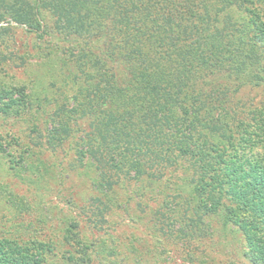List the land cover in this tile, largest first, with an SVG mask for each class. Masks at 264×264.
Wrapping results in <instances>:
<instances>
[{"label":"trees","instance_id":"1","mask_svg":"<svg viewBox=\"0 0 264 264\" xmlns=\"http://www.w3.org/2000/svg\"><path fill=\"white\" fill-rule=\"evenodd\" d=\"M3 1L18 24L1 33L74 35L86 47L66 48L55 59L49 52L52 85L36 99L49 105L42 113L25 103L29 108L19 110L16 99L9 109L0 94L1 114L36 116L22 137L3 135L0 157L13 176L26 170L38 181L39 164L67 143L64 156L82 168L96 195L77 207L78 217L100 236L82 237L76 217L45 239L0 221V264H142L154 250H138L137 238L118 239L106 226L107 210L117 205L118 186L161 183L177 171L183 176L174 193H163L168 181L160 189L153 230L193 250L212 236L215 218L243 238L240 258L225 264H264V103L244 95L246 88L264 90V0ZM20 199L0 202L16 212L26 209Z\"/></svg>","mask_w":264,"mask_h":264},{"label":"rangeland","instance_id":"2","mask_svg":"<svg viewBox=\"0 0 264 264\" xmlns=\"http://www.w3.org/2000/svg\"><path fill=\"white\" fill-rule=\"evenodd\" d=\"M5 6L4 1L0 0V28L16 26L18 23L8 17ZM45 19L51 23L50 16L45 15ZM24 26L22 24V28ZM85 43L74 35L62 38V35L58 34L53 38L40 39L21 28L13 29L9 34L0 32V94L5 98L6 107L11 109L9 102L11 99H16L20 101L19 110L28 109L26 105H30L33 111L37 109L42 113L45 109L42 106L49 105L42 102L40 106V102L36 99L41 100L46 92V86L52 85L49 83L51 81L49 64L45 63L50 58L49 52L55 51V59L60 51L78 47V45L86 47ZM51 47L53 49L49 50ZM54 85L56 84H53V88ZM24 95H28L25 102H23ZM244 95L246 99H252L255 106H260L261 101L264 103L262 88H246ZM1 112L0 110V149L4 151L6 145L3 135L8 137V133H12L22 137L21 134L26 131L24 124L34 123L36 116H32L31 121L27 118L14 121L13 119L16 118L8 117ZM42 120H46L45 115ZM42 120L38 116L36 123L39 129L43 125ZM67 147L66 143L64 147L56 150L54 155L39 164L43 166L51 162L48 172L41 166L43 178L38 181H34L36 178L29 177L26 170H16L13 176L12 171L7 167L5 157H0V197L12 199L16 196L21 198L23 206L26 207L14 212L11 202L6 205L0 202V217H3L0 220L1 224L28 226V230L33 233L32 236L45 239L50 233L56 234L57 227L60 231L65 229L67 221L76 217L80 220L79 230L82 231V237L91 239L100 236L99 233L90 232L84 219L78 217L80 210L77 207L87 204L86 202L90 196L95 195V192L90 189L88 176L83 175L82 168L74 163L72 156H64ZM182 176L180 171L168 172L161 183L142 179L118 186L112 200L117 203V207L107 210L106 226L108 225L111 232L121 241H125L126 237L128 241H135L137 238L138 250L149 246L154 250V257L148 254L142 256L144 260H139L142 264H199V258L210 261L208 264H225L240 258L238 251L243 246L242 236L229 229L223 230L215 218L210 223L212 236L206 237L200 245H195L193 250L192 248L186 250L181 243L167 241L160 231L153 230L152 225L155 221L157 226L160 225L153 216V212L162 203L163 193H174L176 184L182 181ZM167 181L169 187L160 193V189L167 184ZM140 189L144 194H141ZM156 193L159 194L156 195ZM189 251L192 253L189 256L190 259L187 254Z\"/></svg>","mask_w":264,"mask_h":264}]
</instances>
